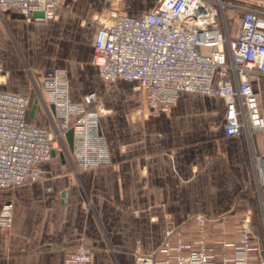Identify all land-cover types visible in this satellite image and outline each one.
<instances>
[{"label":"crops","instance_id":"obj_1","mask_svg":"<svg viewBox=\"0 0 264 264\" xmlns=\"http://www.w3.org/2000/svg\"><path fill=\"white\" fill-rule=\"evenodd\" d=\"M135 2L138 17L157 0ZM121 8L134 12L123 3ZM107 14L104 0H63L54 20L37 25L2 9L0 65L6 76L0 91L31 95L28 70L38 78L39 69L57 68L68 77L72 101L90 92L104 95L91 63L97 28L85 22ZM123 83L136 95L100 118L108 165L75 177L54 157L41 165L37 182L0 190V209L13 205L11 227H0V264H63L79 245L90 250V264H134L137 253L147 255L161 244L168 224L251 208L249 147L242 136H223L221 100L181 93L167 110L150 113L137 83L119 80L116 87ZM254 84L264 107V77ZM134 112L143 115L141 122L132 120ZM253 150L264 155V133Z\"/></svg>","mask_w":264,"mask_h":264},{"label":"built area","instance_id":"obj_2","mask_svg":"<svg viewBox=\"0 0 264 264\" xmlns=\"http://www.w3.org/2000/svg\"><path fill=\"white\" fill-rule=\"evenodd\" d=\"M62 1L0 0V19L2 9H14L29 24H47ZM104 1L108 14L93 19L97 29L91 57L104 86L119 80L136 82L150 113L167 110L181 93L221 100L223 136H242L249 147L262 227L260 236L248 209L228 240L226 216L198 213L184 225L168 224L161 244L147 255L137 253L134 264H264V155L253 150L256 136L264 133V107L254 84L264 77V1L157 0L138 17L119 11L116 6L122 0ZM28 74L31 95L0 91V190L37 182L41 165L52 160L53 153L63 155L75 177L108 165L98 95L90 92L72 101L68 77L61 69H39L38 78L31 70ZM5 76L0 65V80ZM37 114L43 124L36 122ZM69 130L72 149L66 138ZM12 222L9 203L0 209V227L9 228ZM187 225L195 239H188ZM207 234L215 236L208 241ZM63 264H90V250L76 247Z\"/></svg>","mask_w":264,"mask_h":264},{"label":"rangeland","instance_id":"obj_3","mask_svg":"<svg viewBox=\"0 0 264 264\" xmlns=\"http://www.w3.org/2000/svg\"><path fill=\"white\" fill-rule=\"evenodd\" d=\"M256 1H261V0H256ZM264 1V0H262ZM124 4L125 6H129L131 8L132 11L134 12H130L128 14L130 15H137V12L139 10V2H135V0H122L116 7L119 9V11L121 12H125L124 10H122L121 8V4ZM143 7V6H142ZM126 13V12H125ZM95 16H93L91 19H89L88 21L85 22V25L87 23L93 25V27L97 28V24L93 21ZM118 82V81H117ZM117 82L113 85H111L110 87L106 88L103 85V89H104V95H98V99L100 101V105L102 107V109L104 110V114L101 116L104 117L106 115H109L111 112L113 113L115 111V109H117V107H119L121 104V101H125L128 100L129 98H132L134 95H136V93L134 91V87L132 88L131 86L126 85L127 83H123L121 85V87L119 88L118 86L116 87ZM116 89V90H115ZM106 98L108 99V101L111 100V102H109V105L105 104V100ZM111 105H113L111 107ZM118 105V106H117ZM119 109V108H118ZM38 118L40 119V115L37 114ZM133 121L136 122H141L143 120V115L139 114V113H133V115L131 116ZM71 171V169L69 168V172ZM71 174V172H70ZM72 175V174H71ZM214 196V195H212ZM250 210L252 211V215H253V224H254V230L257 234H259L260 236L262 235V227L260 225V219L258 216V205H257V200L255 199V196L252 194V197L250 199ZM247 211V208L244 209L243 211H237L235 213L232 214H219V215H224L227 217L228 221L227 224L225 225V238H227L228 240H232L234 238L235 235V224L237 223V221L242 217V215ZM216 216V215H214ZM188 227V231L185 230V233L188 235V239H195L197 237V235L195 234L194 231H191L192 227L190 228L189 225H187ZM207 233H211L209 228L206 231ZM213 236H215L214 234L211 235L207 234V238L209 239L208 241L211 240V238H213ZM216 238V237H215ZM79 246H84V245H79ZM78 247V246H77Z\"/></svg>","mask_w":264,"mask_h":264},{"label":"water","instance_id":"obj_4","mask_svg":"<svg viewBox=\"0 0 264 264\" xmlns=\"http://www.w3.org/2000/svg\"><path fill=\"white\" fill-rule=\"evenodd\" d=\"M107 6V4H106ZM35 16H41L42 14L41 13H34ZM36 100L33 101V104L31 106V112H30V116L32 117L33 114H34V111L36 109ZM66 138H67V142H68V146H69V149H72V131L69 130L67 133H66ZM53 157H55L54 153L52 154ZM59 158L62 160V162H64V158H63V155H60Z\"/></svg>","mask_w":264,"mask_h":264}]
</instances>
